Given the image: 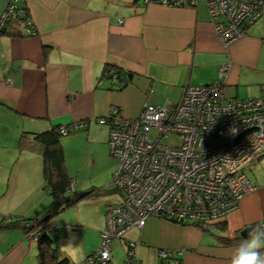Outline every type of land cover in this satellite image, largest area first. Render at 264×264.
<instances>
[{
  "label": "crops",
  "instance_id": "1",
  "mask_svg": "<svg viewBox=\"0 0 264 264\" xmlns=\"http://www.w3.org/2000/svg\"><path fill=\"white\" fill-rule=\"evenodd\" d=\"M9 2L0 0V17ZM25 7L34 35L14 14L0 36V216L31 225L53 207L43 190L41 155L20 150L18 141L24 133L71 128L61 145L74 193H108L81 199L44 226L59 259L85 264L86 256L99 249L106 206L121 201L110 190L116 161L107 144L108 127L97 120L112 107L132 119L145 104L177 103L186 86L212 84L224 66L228 99L264 97V20L225 47L205 0L194 8L144 5L142 0H25ZM107 64L132 73V83L112 89L101 77ZM81 122L84 129H72ZM256 162L254 173L245 170L256 189L224 220L181 226L151 218L142 229L128 231L125 240L135 245V260L163 264L157 251L183 250L174 255L179 264H230L245 240L240 232L264 223V153L251 165ZM7 222H0V264H37L35 240L20 226L4 228ZM111 249V264H123L124 241L113 242Z\"/></svg>",
  "mask_w": 264,
  "mask_h": 264
},
{
  "label": "built area",
  "instance_id": "2",
  "mask_svg": "<svg viewBox=\"0 0 264 264\" xmlns=\"http://www.w3.org/2000/svg\"><path fill=\"white\" fill-rule=\"evenodd\" d=\"M24 1L10 0L0 17V30ZM199 1L142 0L144 5L175 8H194ZM205 3L225 47L264 19V0ZM20 14L29 27L27 34L34 35L27 12L20 10ZM227 69L222 67L210 85L186 86L177 103L163 107L145 104L132 119L112 107L107 116L97 120L108 127L107 144L116 161L111 187L121 201L106 206L100 247L86 256L85 264H110L114 241H124L127 259L123 264H139L134 258L135 245L125 240L131 229H142L151 218L182 226L219 222L256 189L245 170L264 153V97L228 99ZM85 127L81 122L72 129ZM59 131L66 136L71 128ZM167 137L179 143L167 145L163 142ZM70 191L74 193V183ZM37 235L32 233V239ZM182 251L159 250L156 255L163 264H179L174 255Z\"/></svg>",
  "mask_w": 264,
  "mask_h": 264
},
{
  "label": "trees",
  "instance_id": "3",
  "mask_svg": "<svg viewBox=\"0 0 264 264\" xmlns=\"http://www.w3.org/2000/svg\"><path fill=\"white\" fill-rule=\"evenodd\" d=\"M21 6L22 8H20L19 10L26 12L27 9L25 7V1L22 3ZM19 10L17 8V10L15 11V15L20 19H24L21 16L20 12H18ZM10 18L11 17H9V19ZM9 19L6 21V23L9 21ZM4 34H6L5 25L0 30V36ZM101 77L110 81L112 89L120 91L132 83L134 76L132 75V73L124 72L119 68H116L115 66L107 64L102 70ZM60 128L61 127H57L50 131L32 136L24 133L20 136V139L18 141V147L20 150L38 152L42 157V173L44 181L43 190L52 198L54 202L53 207L46 213V215L42 219L39 220L45 221L38 224L39 221L34 220L33 223L30 225V223H24L27 220L16 219L12 221L10 217L0 216V222H5L6 220H8V222L4 224V228L20 226L22 227L24 234L29 238H32V233H38V235L35 237L37 247V264L70 263L67 258L59 259L56 256L52 248V240L48 235L47 228H45L44 230H42L41 228L42 226L46 225L49 220L79 202L74 201L72 197V192L70 191V186L73 181L69 177L65 166L64 152L61 145V139L65 135L60 134ZM104 193H108V191L100 189H90L87 191V196L85 198L103 195ZM197 227L204 229L202 228V226ZM256 227L257 226H254L253 229ZM224 242L225 244L231 243V241L226 239L224 240ZM94 253L95 252H92L88 256H91Z\"/></svg>",
  "mask_w": 264,
  "mask_h": 264
},
{
  "label": "clouds",
  "instance_id": "4",
  "mask_svg": "<svg viewBox=\"0 0 264 264\" xmlns=\"http://www.w3.org/2000/svg\"><path fill=\"white\" fill-rule=\"evenodd\" d=\"M230 264H264V226L252 229L234 250Z\"/></svg>",
  "mask_w": 264,
  "mask_h": 264
},
{
  "label": "rangeland",
  "instance_id": "5",
  "mask_svg": "<svg viewBox=\"0 0 264 264\" xmlns=\"http://www.w3.org/2000/svg\"><path fill=\"white\" fill-rule=\"evenodd\" d=\"M262 20H264V19H262ZM163 142H164L165 144H167V145H170V144L177 145V144L179 143L177 139L172 138V137H167L166 139L163 140ZM257 164H258V163L256 162V163H254L253 165H251L250 167H248L247 170H246L247 173H251V172L254 173ZM110 190H112V187H111V186H110ZM112 197H114V198L117 200V197H118L117 193H113V194H112ZM114 242H116V241H114ZM99 247H100V245H99ZM122 250H123V249H122ZM122 250H121V251H117L118 254H119V256H120V258H122V257L124 256Z\"/></svg>",
  "mask_w": 264,
  "mask_h": 264
},
{
  "label": "water",
  "instance_id": "6",
  "mask_svg": "<svg viewBox=\"0 0 264 264\" xmlns=\"http://www.w3.org/2000/svg\"><path fill=\"white\" fill-rule=\"evenodd\" d=\"M86 196H87V192H75L72 197H73L74 201L78 202L81 199L85 198ZM44 221L45 220H41L38 222V224H40L41 222H44ZM251 230H252L251 228H245L244 230H242L240 232V237L242 239H246L248 237V234L251 232Z\"/></svg>",
  "mask_w": 264,
  "mask_h": 264
}]
</instances>
